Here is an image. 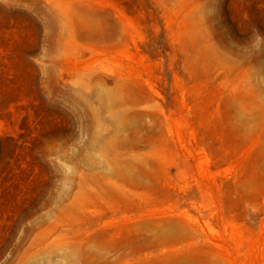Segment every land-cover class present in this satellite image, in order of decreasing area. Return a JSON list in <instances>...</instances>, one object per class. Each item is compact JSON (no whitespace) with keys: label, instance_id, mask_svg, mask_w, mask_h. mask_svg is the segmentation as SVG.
<instances>
[{"label":"rangeland","instance_id":"obj_1","mask_svg":"<svg viewBox=\"0 0 264 264\" xmlns=\"http://www.w3.org/2000/svg\"><path fill=\"white\" fill-rule=\"evenodd\" d=\"M0 264H264V0H0Z\"/></svg>","mask_w":264,"mask_h":264}]
</instances>
